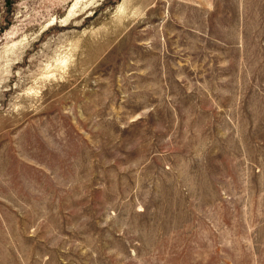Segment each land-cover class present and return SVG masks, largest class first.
<instances>
[{
  "label": "rangeland",
  "instance_id": "rangeland-1",
  "mask_svg": "<svg viewBox=\"0 0 264 264\" xmlns=\"http://www.w3.org/2000/svg\"><path fill=\"white\" fill-rule=\"evenodd\" d=\"M0 264H264V0H0Z\"/></svg>",
  "mask_w": 264,
  "mask_h": 264
},
{
  "label": "bare ground",
  "instance_id": "bare-ground-1",
  "mask_svg": "<svg viewBox=\"0 0 264 264\" xmlns=\"http://www.w3.org/2000/svg\"><path fill=\"white\" fill-rule=\"evenodd\" d=\"M72 6V5H71Z\"/></svg>",
  "mask_w": 264,
  "mask_h": 264
}]
</instances>
